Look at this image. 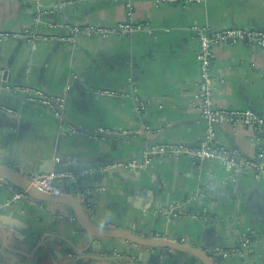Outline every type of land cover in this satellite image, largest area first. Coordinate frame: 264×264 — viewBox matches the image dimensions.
<instances>
[{"label":"crops","instance_id":"obj_1","mask_svg":"<svg viewBox=\"0 0 264 264\" xmlns=\"http://www.w3.org/2000/svg\"><path fill=\"white\" fill-rule=\"evenodd\" d=\"M68 1L0 0V33L29 30L38 11ZM129 11L133 24H146L131 36L80 35L73 45L35 46L0 38V90L28 86L67 100L62 124L46 107L7 91L0 94V165L23 175L48 174L58 166L93 167L81 177L83 192L77 184L65 185L96 226L176 240L210 254L231 249L247 235L250 254L220 264H264V176L234 175L219 161L199 167L183 157L156 159L143 169L119 166L142 160L144 142L195 147L205 140L209 126L196 101L199 68L190 28L264 30V0H178L174 5L95 0L69 5L53 18L44 15V21L114 27L127 21ZM213 54L214 104L264 117V49L226 44ZM99 90L115 94L100 96ZM65 124L135 136L128 142L83 133L65 136ZM215 141L255 156L257 144L248 127L220 125ZM89 189L91 209L78 197ZM14 198L0 186V264H193L191 255L170 249L92 240L64 203ZM170 207L182 214L168 218L163 211Z\"/></svg>","mask_w":264,"mask_h":264},{"label":"built area","instance_id":"obj_2","mask_svg":"<svg viewBox=\"0 0 264 264\" xmlns=\"http://www.w3.org/2000/svg\"><path fill=\"white\" fill-rule=\"evenodd\" d=\"M95 0H71L63 4L56 5L50 9L39 11L35 16V25L29 30L20 33H0V38L11 40H24L32 46L38 43L69 42L74 44L80 35L87 37L107 38L110 35L125 34L131 36L140 33L146 28V24H133L131 21L132 13L129 11L127 21L114 27L105 26H79L68 23H52L44 21V15H52L63 11V9L72 4H80ZM158 4H178V0H155ZM202 0H186V4L201 3ZM194 34L197 44L196 62L199 68V79L197 84L196 101L200 110L201 118L207 122L209 130L205 140L199 145L192 147L184 143L161 144L147 147L142 160H134L120 167L129 169H143L148 167L156 159L189 158L197 162L208 163L219 161L227 172L234 175L253 172L257 178L264 176V146L261 144V136L264 133V117L251 109L222 108L213 102V49L220 45H238L242 44L250 48L264 49V30L253 27H232L221 30H214L208 25H193L190 28ZM153 34V31L150 30ZM5 90L11 94L18 95L29 104H36L48 108L52 111L54 117L64 123V111L67 100L63 96H52L45 92L28 86L12 85L6 86ZM100 96L114 95L110 90H99ZM10 111V110H9ZM245 126L253 130L254 141L257 144L255 156L248 158L242 152L234 147L221 146L215 141V128L220 125ZM66 125V124H65ZM149 131V129H148ZM96 133H113L109 129L100 128ZM127 133V132H125ZM129 133V132H128ZM65 136L81 135L82 132L72 126L67 125L62 129ZM87 171L79 173H48L26 175L28 180L38 189L53 196H62L67 192L65 181L70 180L73 185L76 180L86 175ZM0 186L9 189L15 194V200L30 198L26 193L19 190L12 183L0 178ZM91 189L87 194L78 197L85 198L86 203L90 201ZM77 196V195H76ZM32 199V198H30ZM92 205L89 203L88 209ZM168 218L174 215H180L182 212L178 207H170L163 211ZM161 239V236H158ZM251 238L244 235L236 246L231 249L217 250L212 253L214 256H222L224 259L232 256L246 257L251 252Z\"/></svg>","mask_w":264,"mask_h":264},{"label":"water","instance_id":"obj_3","mask_svg":"<svg viewBox=\"0 0 264 264\" xmlns=\"http://www.w3.org/2000/svg\"><path fill=\"white\" fill-rule=\"evenodd\" d=\"M62 12V11H61ZM49 17L53 18V15ZM24 41V40H18ZM53 44H71L69 42H53ZM4 79L6 81V73L4 75ZM8 86V85H5ZM6 92L5 87L0 90V94L4 95ZM140 107V106H139ZM85 135L97 136L99 138L104 139H114V140H122V141H131L135 136V133H122V132H113V133H96L91 131H85L83 129H79ZM138 143V142H137ZM145 148L154 146L151 142L142 143ZM140 145V143H138ZM195 161V160H194ZM195 165L199 167H204L205 163H199L197 161L194 162ZM93 167H76V166H66V167H55L50 170L48 173H76L83 172L92 169ZM0 178L9 181L15 187H17L22 192L26 193L30 198L35 199L39 202L44 203H64L68 207H70L75 214V217L81 226V229L88 234L90 239L102 240V239H119L122 242H129L136 246L148 249H170L177 253L188 254L191 255L193 259V264L195 261H199L201 264H220L221 260H224L222 256H214L210 253H206L199 248L194 246H188L183 242H178L176 240H152L146 237L139 236L138 234L132 233L130 231H120V230H110L104 229L96 226L84 213L83 207L81 203L69 192H66L65 195L62 196H53L51 194L45 193L40 189L36 188L27 178L26 175L15 171L14 169L0 165ZM67 181V186L71 187L73 183L70 180ZM76 184L79 186V191L83 192L84 187H82V178H78L76 180ZM66 186V185H65ZM214 250V249H212ZM218 250V249H217Z\"/></svg>","mask_w":264,"mask_h":264}]
</instances>
